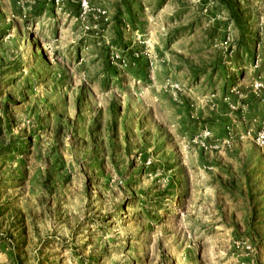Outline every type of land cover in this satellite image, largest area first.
I'll return each instance as SVG.
<instances>
[{
	"label": "rangeland",
	"instance_id": "rangeland-1",
	"mask_svg": "<svg viewBox=\"0 0 264 264\" xmlns=\"http://www.w3.org/2000/svg\"><path fill=\"white\" fill-rule=\"evenodd\" d=\"M0 0V264H264V0Z\"/></svg>",
	"mask_w": 264,
	"mask_h": 264
},
{
	"label": "built area",
	"instance_id": "built-area-1",
	"mask_svg": "<svg viewBox=\"0 0 264 264\" xmlns=\"http://www.w3.org/2000/svg\"><path fill=\"white\" fill-rule=\"evenodd\" d=\"M55 4L58 3L59 0H54ZM81 5H85L84 0H81ZM255 144L260 148L264 149V122L261 123L260 130L257 132L255 136Z\"/></svg>",
	"mask_w": 264,
	"mask_h": 264
}]
</instances>
